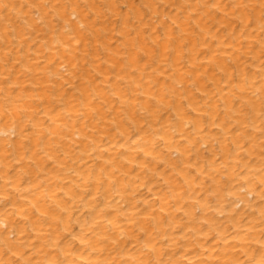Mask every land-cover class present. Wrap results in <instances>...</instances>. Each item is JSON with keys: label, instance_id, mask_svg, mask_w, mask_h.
Masks as SVG:
<instances>
[{"label": "bare ground", "instance_id": "obj_1", "mask_svg": "<svg viewBox=\"0 0 264 264\" xmlns=\"http://www.w3.org/2000/svg\"><path fill=\"white\" fill-rule=\"evenodd\" d=\"M0 264H264V0H0Z\"/></svg>", "mask_w": 264, "mask_h": 264}]
</instances>
